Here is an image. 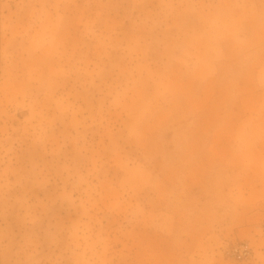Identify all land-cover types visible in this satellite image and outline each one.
<instances>
[{
    "label": "rangeland",
    "instance_id": "1",
    "mask_svg": "<svg viewBox=\"0 0 264 264\" xmlns=\"http://www.w3.org/2000/svg\"><path fill=\"white\" fill-rule=\"evenodd\" d=\"M0 264H264V0H0Z\"/></svg>",
    "mask_w": 264,
    "mask_h": 264
},
{
    "label": "built area",
    "instance_id": "2",
    "mask_svg": "<svg viewBox=\"0 0 264 264\" xmlns=\"http://www.w3.org/2000/svg\"><path fill=\"white\" fill-rule=\"evenodd\" d=\"M227 254H231L236 258H247L250 255V249L247 244L240 243L228 250Z\"/></svg>",
    "mask_w": 264,
    "mask_h": 264
},
{
    "label": "crops",
    "instance_id": "3",
    "mask_svg": "<svg viewBox=\"0 0 264 264\" xmlns=\"http://www.w3.org/2000/svg\"><path fill=\"white\" fill-rule=\"evenodd\" d=\"M63 13H64V11H62ZM66 25L64 24V23H62L61 25H60V28L58 29V32H57V34H58V36H59V34L60 35H62V32H66L65 30L63 31V30H61V27L63 28V29H65L64 27H65ZM76 28L74 27V26H71L70 27V30L73 32L74 30H75ZM66 34V33H65ZM78 94H79V92H77Z\"/></svg>",
    "mask_w": 264,
    "mask_h": 264
}]
</instances>
